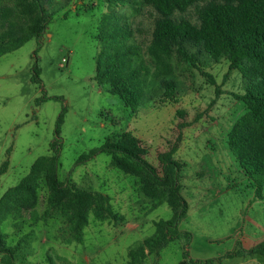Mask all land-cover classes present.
<instances>
[{
    "label": "rangeland",
    "instance_id": "rangeland-1",
    "mask_svg": "<svg viewBox=\"0 0 264 264\" xmlns=\"http://www.w3.org/2000/svg\"><path fill=\"white\" fill-rule=\"evenodd\" d=\"M210 2L176 12L174 18L198 26L200 12ZM43 5L51 20L42 39L32 38L0 57V167L8 162L7 172L0 176V199L29 174L39 158L56 154L51 145L57 140L61 142L58 179L109 196L120 220L98 221L91 215L84 243L78 244L67 217L48 202L50 192L43 182L37 208L22 214L23 222L17 227L11 218L0 225L8 246L21 244L15 263L127 264L130 250L155 235V223L173 219L167 204L156 207L144 195L138 178L112 166L111 155L99 153L78 163L125 132L140 140L148 151L147 160L159 171V154L175 149L174 159L182 165V195L188 203L178 228L192 237L175 239L159 254L148 255L144 264H188L186 259L197 254L229 251L228 243L217 246L220 241L214 248L208 246L210 237H219L238 210L246 221L249 216L262 220L260 232L264 233V191L258 193L261 199L227 145L232 126L246 113L237 99L244 93L241 73L230 72L225 59L215 63L201 55L213 85L174 57V74L167 80L177 85V103L163 98L162 80L150 78L142 104L133 113L109 92L108 85L95 80L98 31L102 17L110 11L105 0H43ZM136 7L139 12L133 2L111 10L124 15L145 51L159 15L150 6ZM35 67L40 71L38 81ZM261 235L251 242L241 241L238 249L246 251L263 243ZM255 259L264 264L263 256Z\"/></svg>",
    "mask_w": 264,
    "mask_h": 264
},
{
    "label": "trees",
    "instance_id": "trees-1",
    "mask_svg": "<svg viewBox=\"0 0 264 264\" xmlns=\"http://www.w3.org/2000/svg\"><path fill=\"white\" fill-rule=\"evenodd\" d=\"M206 0H105L109 12L104 14L98 31L99 54L96 57L95 80L108 85L109 92L136 113L142 104L149 79L162 80L163 98L177 103V85L167 80L174 74L173 58L194 67L211 84L213 77L205 71L201 55L215 63L225 59L229 71L238 70L243 78V91L237 99L246 113L232 126L227 136L229 151L243 176L253 184L258 197L264 191V0H210L200 12V24L176 20V12ZM134 3V10L150 6L159 15L152 40L144 51L136 42L135 30L125 22L122 13L111 10ZM51 20L43 0H0V57L20 49L32 38L42 39ZM35 80L40 71L34 68ZM179 115H183L178 111ZM63 113L58 118L56 135L60 136ZM53 157L39 158L29 174L0 199V225L10 218L21 224V215L35 210L44 182L50 192L48 202L60 208L70 224L73 241L84 243L89 217L98 221L120 220L113 211L109 196L65 184L58 179L61 142L51 145ZM99 153L112 156V166L138 178L144 195L156 203L167 204L173 219L155 223L156 233L137 248L130 250L127 264H144L148 255L159 254L172 241L188 232H180V221L187 215L188 203L182 195V165L174 159L175 149L161 153V170L146 158L148 151L131 132L119 140H108L101 148L82 156L78 163ZM8 162L0 167V176ZM7 236L0 231V264H16L15 255L21 244L8 246ZM237 255L264 256V242ZM236 255V256H237ZM188 258V257H186ZM188 264H214L213 260Z\"/></svg>",
    "mask_w": 264,
    "mask_h": 264
},
{
    "label": "crops",
    "instance_id": "crops-1",
    "mask_svg": "<svg viewBox=\"0 0 264 264\" xmlns=\"http://www.w3.org/2000/svg\"><path fill=\"white\" fill-rule=\"evenodd\" d=\"M247 219L248 220L246 221V218H243L242 210H238L236 216L232 218L224 232H222L219 237H210L211 243L208 248H214V244H218L217 241H220L217 246L228 243L231 245L229 251L221 252L217 250L204 252L202 254H197V258L192 257L191 259L200 262L213 260L214 264H223V262L225 263L226 261H236V264H257L255 258L259 257L258 255H237L239 253L241 254L243 251L238 249V247L241 245V241L247 240L251 242L256 239L259 233L262 234V239H260V241L264 240V233L260 232V226L263 225V221L259 218H254V216H249ZM249 244L253 245L252 243ZM228 262H226V264H228Z\"/></svg>",
    "mask_w": 264,
    "mask_h": 264
}]
</instances>
